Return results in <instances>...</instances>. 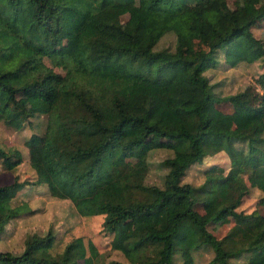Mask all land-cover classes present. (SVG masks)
Returning <instances> with one entry per match:
<instances>
[{"label":"trees","instance_id":"16d2710c","mask_svg":"<svg viewBox=\"0 0 264 264\" xmlns=\"http://www.w3.org/2000/svg\"><path fill=\"white\" fill-rule=\"evenodd\" d=\"M112 1L0 0V120L15 128L30 121L33 110L19 91L38 89L47 102L43 131L24 139L34 178L16 174L0 184V239L29 209L15 200L17 191L45 183L78 214H103L111 248L127 258L118 264H174L177 257L194 264V250L205 246L214 250L209 264L235 256L264 264V73L256 78L261 89L250 83L224 95L204 73L216 65L218 50L231 65L264 61V40L251 29L264 17V0L250 17L225 2L138 0L147 14L132 28L122 25ZM62 27L71 46L59 52L51 41ZM169 32L174 42L160 45ZM40 54L66 55L68 71L36 66ZM221 100L234 103L230 121L217 106ZM152 134L173 140L161 160L167 168L161 185L147 183L146 168L126 160L145 153ZM220 150L230 160L226 171L212 164L200 184L181 181L187 167ZM22 156L18 147L0 145L6 167ZM244 168L259 189L249 212L236 209L249 189L237 176ZM228 215L234 221L222 236L206 228ZM128 218L131 230H117ZM55 235L49 227L27 234L20 250L0 246V264H94L93 241L76 235L53 252Z\"/></svg>","mask_w":264,"mask_h":264},{"label":"rangeland","instance_id":"374dc122","mask_svg":"<svg viewBox=\"0 0 264 264\" xmlns=\"http://www.w3.org/2000/svg\"><path fill=\"white\" fill-rule=\"evenodd\" d=\"M217 6L221 2L227 3L235 13H241L246 17L252 16L255 7L260 0H211ZM112 6L118 14L122 25L132 28L136 21L144 17L147 12L140 7L138 0H113ZM253 33L264 40V17L257 20L251 27ZM175 36L173 32L166 33L159 41L160 45L172 44ZM57 51L68 50L71 46V38L62 27L57 36L51 41ZM217 63L204 70V73L212 83V89L216 94L224 95L242 89L247 84H254L261 89L256 78L260 73H264V61L257 58L253 61L239 60L231 65L224 59V52L218 50ZM36 66L51 70L52 72L65 74L69 69L68 57L63 54L50 56L47 54L38 55ZM22 98L26 106L33 110L30 121H27L20 128H15L0 120V145L6 148L18 147L22 152V160L14 167L8 168L4 159L0 157V184L13 180L14 175L20 179L34 178V171L28 163L27 147L24 139L33 131L42 132L45 125L47 102L42 91L38 89L22 90L17 93ZM217 106L222 109L230 121V111L234 103L221 100ZM228 121V122H229ZM147 151L141 155H131L126 158L130 165L145 167L147 172L145 181L147 183L162 184L163 175L167 168L161 165V160L169 155L173 140L152 134L147 137ZM230 160L223 150L207 154L200 162L191 164L186 168L181 176V181H188L194 185L200 184L204 180V170L212 164L220 165L227 170ZM242 184L249 188L243 195L237 210L249 212L254 208L259 196V189L252 186V172L249 168L239 170L237 173ZM16 201L27 202L29 209L21 212L14 220L6 226L5 236L0 239V246L9 247L14 250L22 248L24 237L32 232L43 233L49 227L56 233L55 242L52 245L53 252L60 251L66 241L70 238L81 235L84 241H93L98 254L94 258V264H118L117 261H127L124 255L111 248L110 241L112 232L102 226V213L90 215H80L75 212L69 199L58 198L51 195L45 183H26L17 191ZM194 211L197 218L202 219L204 210L200 202L194 203ZM233 217L228 215L218 221H208L206 228L217 237L222 236L233 223ZM117 230L129 232L131 230V219L120 221ZM214 254L210 246H205L194 250V264H209V260ZM244 256L230 257L229 264H244ZM78 264H83L82 260ZM128 264H130L128 262ZM174 264H182L180 258H176ZM217 264V263H212Z\"/></svg>","mask_w":264,"mask_h":264}]
</instances>
